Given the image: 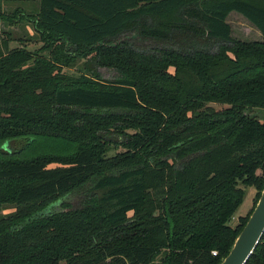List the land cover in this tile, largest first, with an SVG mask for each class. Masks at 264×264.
I'll return each instance as SVG.
<instances>
[{"label": "trees", "instance_id": "obj_1", "mask_svg": "<svg viewBox=\"0 0 264 264\" xmlns=\"http://www.w3.org/2000/svg\"><path fill=\"white\" fill-rule=\"evenodd\" d=\"M232 11L261 39L234 38ZM0 21L42 43L0 31V264H219L264 185V0L0 2Z\"/></svg>", "mask_w": 264, "mask_h": 264}, {"label": "rangeland", "instance_id": "obj_2", "mask_svg": "<svg viewBox=\"0 0 264 264\" xmlns=\"http://www.w3.org/2000/svg\"><path fill=\"white\" fill-rule=\"evenodd\" d=\"M1 9L4 12H11L15 8H21L25 12H33L37 10L38 0H0ZM227 21L231 26V35L234 38L241 40H259L261 39V35L259 30L254 27L248 20H246L241 14L237 12H231L227 17ZM0 31L10 32L13 40L9 42L10 48L26 46L29 50L35 51L41 46V42L39 38L36 36L33 27L28 22H16L14 24L8 25L4 22L0 21ZM5 35V33H3ZM129 43L139 50H150L155 46H165L170 47L169 44H157L155 42L149 40H141L133 35L128 36ZM207 50L214 51L215 45L209 44L205 46ZM82 61L78 60L75 65L72 67H66L63 70L70 75H79L81 70ZM105 77H109L112 74L110 70H101ZM215 108H220L221 105L212 104ZM251 114L256 116L260 120H264V109L263 108H253ZM12 145H19L20 142L18 140H11ZM56 140H47V141H38L35 145L36 149L42 147L44 149H50L52 147H56ZM16 144V145H15ZM22 145V144H21ZM116 151V148L112 147L108 150V154H112ZM54 165V163H51ZM255 193V188L253 186H247L246 194L244 196L243 201L238 206L235 211L233 218L230 220V223H235L237 221L238 215L245 214L250 206L252 205L253 196ZM76 194L69 193L67 194L63 200L75 201ZM60 206L59 203L54 204V208H58ZM12 207H3L0 205V216L4 215L6 212L11 210Z\"/></svg>", "mask_w": 264, "mask_h": 264}, {"label": "water", "instance_id": "obj_3", "mask_svg": "<svg viewBox=\"0 0 264 264\" xmlns=\"http://www.w3.org/2000/svg\"><path fill=\"white\" fill-rule=\"evenodd\" d=\"M264 230V185L245 224L219 264H244Z\"/></svg>", "mask_w": 264, "mask_h": 264}, {"label": "built area", "instance_id": "obj_4", "mask_svg": "<svg viewBox=\"0 0 264 264\" xmlns=\"http://www.w3.org/2000/svg\"><path fill=\"white\" fill-rule=\"evenodd\" d=\"M216 251L215 250H213V253H215Z\"/></svg>", "mask_w": 264, "mask_h": 264}, {"label": "crops", "instance_id": "obj_5", "mask_svg": "<svg viewBox=\"0 0 264 264\" xmlns=\"http://www.w3.org/2000/svg\"><path fill=\"white\" fill-rule=\"evenodd\" d=\"M232 12H234V11H232ZM235 12H236V11H235ZM230 13H231V12H230ZM230 13H229V14H230ZM228 16H229V15H228Z\"/></svg>", "mask_w": 264, "mask_h": 264}]
</instances>
